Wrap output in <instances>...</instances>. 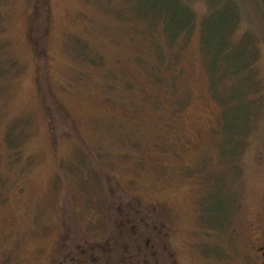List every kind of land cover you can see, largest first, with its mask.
<instances>
[{
	"label": "rangeland",
	"instance_id": "obj_1",
	"mask_svg": "<svg viewBox=\"0 0 264 264\" xmlns=\"http://www.w3.org/2000/svg\"><path fill=\"white\" fill-rule=\"evenodd\" d=\"M179 1L170 42L153 1L47 0L36 59L38 0H0V264H50L75 218L102 239L90 216L137 198L170 209L183 264L261 240L264 0Z\"/></svg>",
	"mask_w": 264,
	"mask_h": 264
},
{
	"label": "flooded vegetation",
	"instance_id": "obj_2",
	"mask_svg": "<svg viewBox=\"0 0 264 264\" xmlns=\"http://www.w3.org/2000/svg\"><path fill=\"white\" fill-rule=\"evenodd\" d=\"M131 201L134 203L116 204V211L112 209L115 202L108 204L105 216H90V224L101 218L108 226L102 239L93 240L84 235L85 230L76 218L68 227L63 226L50 264H183L175 237L178 224L170 209L164 202L147 203L140 198ZM248 228L253 231L256 225L251 223ZM259 235L252 233L249 246L237 264H264V235L261 240ZM204 252L190 250L189 256L200 264H220V249H213L210 254Z\"/></svg>",
	"mask_w": 264,
	"mask_h": 264
},
{
	"label": "trees",
	"instance_id": "obj_3",
	"mask_svg": "<svg viewBox=\"0 0 264 264\" xmlns=\"http://www.w3.org/2000/svg\"><path fill=\"white\" fill-rule=\"evenodd\" d=\"M149 1V0H148ZM153 1V7L160 8L159 16L168 20L167 23V30H168V37L169 41L173 42L174 38L185 30L189 28V24L192 21L193 15L189 13V9L187 6L183 5L179 0H150ZM36 10L33 13V22L35 23L33 29L36 32L35 42L40 47V52L37 50L36 59L42 58L43 50H44V40H45V29H46V16L49 10L47 0H38L36 2ZM36 20V21H34ZM41 21L42 25L38 27L37 22ZM40 24V22H39ZM41 27V28H40ZM169 28V29H168ZM35 43V44H36ZM36 52V51H35ZM237 67V65L235 66ZM234 69V67H232ZM245 114L248 115V112L245 111ZM242 129V131H241ZM245 128H240L239 134H243ZM237 130H234L235 133ZM234 147L236 146V142L233 141Z\"/></svg>",
	"mask_w": 264,
	"mask_h": 264
},
{
	"label": "water",
	"instance_id": "obj_4",
	"mask_svg": "<svg viewBox=\"0 0 264 264\" xmlns=\"http://www.w3.org/2000/svg\"><path fill=\"white\" fill-rule=\"evenodd\" d=\"M49 25H50V13H49V10H48L47 16H46V29H45L44 49H45L46 40H47V36H48ZM43 54L45 56V50H43Z\"/></svg>",
	"mask_w": 264,
	"mask_h": 264
}]
</instances>
